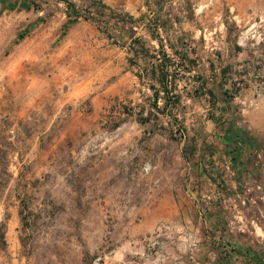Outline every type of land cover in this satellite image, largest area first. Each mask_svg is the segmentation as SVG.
Returning a JSON list of instances; mask_svg holds the SVG:
<instances>
[{
  "label": "rangeland",
  "instance_id": "1",
  "mask_svg": "<svg viewBox=\"0 0 264 264\" xmlns=\"http://www.w3.org/2000/svg\"><path fill=\"white\" fill-rule=\"evenodd\" d=\"M91 2L102 4L0 0V264H264V157L239 183L215 153L202 162L222 129L206 120L208 96L178 92L179 76L173 117L157 112L154 79L122 76L125 65H148L81 53L82 39L111 38L126 20ZM154 19L160 31L167 24L149 19L151 34ZM196 19L185 30L198 25L218 48L235 99L259 98L264 13L245 25L223 8ZM155 102L164 105L163 93Z\"/></svg>",
  "mask_w": 264,
  "mask_h": 264
},
{
  "label": "crops",
  "instance_id": "2",
  "mask_svg": "<svg viewBox=\"0 0 264 264\" xmlns=\"http://www.w3.org/2000/svg\"><path fill=\"white\" fill-rule=\"evenodd\" d=\"M101 1L107 8L118 10L123 16L131 17L135 20V25L132 26L123 20L112 28L111 38H104L95 33L91 37H85L82 41H86L88 47L84 51H79L99 57L108 56L110 51H114L119 53L120 58L123 55L127 61L143 62L149 68L166 61L168 74L175 75L176 78L181 76L187 80V83L177 85L178 92L181 93L193 87L190 84L191 80L194 86H197L194 78L199 74L206 76L207 73L206 77H208L211 73V65L215 74H219L220 69L224 67L223 63L220 66L215 65L218 56L221 55L215 52L218 48L214 46V43L208 45L198 25L195 31L191 28V31L195 32L193 35L189 30H185L189 27V20L192 17L196 16L198 21L206 12H214L223 8L232 15L236 24L245 25L252 20L253 16L264 13V0H173L174 8H169L166 0ZM168 9L171 11L167 14L165 12ZM146 13H149L148 20L162 17L167 22L163 30L160 31V28H157L156 36H152L150 29L147 28V20L145 22L142 20V17H146ZM169 24L170 27L167 28ZM189 34L191 35L188 36ZM113 47L115 48L110 50ZM207 47L214 52H209L206 56ZM70 51L74 52L72 49ZM106 58L108 67L109 61L108 57ZM205 63L208 64V70L202 67ZM143 68L138 66L130 69L128 65H125L122 76L134 77L136 71H142ZM234 104L238 108V122H241L244 128L241 129L238 124L228 133L222 129L214 133L211 139L216 141L217 145L214 146L215 143H212L208 151L201 152L198 157L202 162H206V157L212 158L215 153L222 162L227 164L226 174L234 177V181L239 183L240 175L244 174L249 166L261 165L264 157V93L255 99L250 92L244 91L238 99L234 100ZM206 165L202 167L198 161L193 170L196 171L199 180L208 183Z\"/></svg>",
  "mask_w": 264,
  "mask_h": 264
},
{
  "label": "trees",
  "instance_id": "3",
  "mask_svg": "<svg viewBox=\"0 0 264 264\" xmlns=\"http://www.w3.org/2000/svg\"><path fill=\"white\" fill-rule=\"evenodd\" d=\"M91 6L95 7L98 11L109 9L101 3L91 2ZM125 19V21H128L129 23H131V21H134L131 17L128 16H125ZM142 20H147V17H142ZM156 21L159 20L154 19L150 24V26L152 27V36H156ZM237 50L239 51L240 48L238 47ZM130 62L135 64L133 60H130ZM167 67V62L163 61L157 66L143 68L142 72L136 75L139 77H148L154 79L157 84L149 85V89L153 93L154 102L152 105L155 109H157V112L161 111L162 113L165 111V114L173 117V111L176 110V106L179 105L181 95L179 93H176V77L175 75L168 74ZM210 69L211 74L208 77L199 74L194 78V82L197 83V86H193L189 91L186 92V95L193 98H199L201 96L207 95L210 108L207 111L206 120L211 121L216 126L222 124V130L225 133H228L229 131H232L237 127L236 124L239 120L238 108L237 105L234 104L235 98L239 95V90L238 88H236L237 82L234 77L231 76L233 70L229 66L222 67L219 71V74H215L213 72L212 65L210 66ZM169 78H171V81H169ZM159 93H163L165 99V103L162 107H158L155 102L158 99ZM218 101H222V103L224 104V108H218ZM217 111L219 112V117H216ZM229 115L230 117H226ZM181 131L184 134V130Z\"/></svg>",
  "mask_w": 264,
  "mask_h": 264
}]
</instances>
